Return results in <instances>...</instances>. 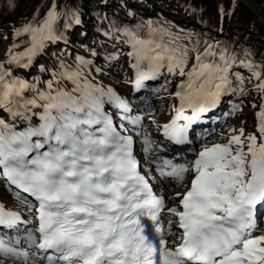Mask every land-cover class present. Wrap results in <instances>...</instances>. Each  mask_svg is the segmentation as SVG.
I'll list each match as a JSON object with an SVG mask.
<instances>
[{
  "label": "snow or ice",
  "instance_id": "1",
  "mask_svg": "<svg viewBox=\"0 0 264 264\" xmlns=\"http://www.w3.org/2000/svg\"><path fill=\"white\" fill-rule=\"evenodd\" d=\"M62 15L53 0L42 19L14 28L27 47L0 63V182L21 205L0 203V264H264V63L248 49L151 23L145 35L105 33L119 32L128 47L133 75L124 82L136 93L165 73L177 81L175 115L163 125L176 146L196 140L195 126L210 122L224 97L254 93L261 101L255 132L234 128L211 146L201 135L190 165L164 161L159 174L178 189L166 198L129 134L142 135L143 116L103 83L92 60H60L50 73L40 65L47 79L13 75L11 66L30 69L50 45L67 44ZM118 59L105 58L110 67ZM142 144L151 151L150 139Z\"/></svg>",
  "mask_w": 264,
  "mask_h": 264
},
{
  "label": "trees",
  "instance_id": "2",
  "mask_svg": "<svg viewBox=\"0 0 264 264\" xmlns=\"http://www.w3.org/2000/svg\"><path fill=\"white\" fill-rule=\"evenodd\" d=\"M252 1L264 9V0ZM234 2L237 6L232 11ZM52 3L53 0H0V40L27 47L24 43L27 37L13 39V29L33 20L34 16L37 21L42 19ZM55 3L57 11L63 14L58 31L68 41L67 44H58L68 64L73 63L79 55L92 60L103 73L125 70L128 72L127 78L132 76L126 55L129 49L121 42L119 32L113 31L111 37L105 33L111 29L131 28L145 35L149 23L157 28L163 26L184 37L191 35L193 40L199 38L202 42H218L237 52L248 49L257 62L264 63V25L253 11L238 0H55ZM220 8H223V14ZM74 14L79 17V24L75 23ZM66 24L68 27H65ZM93 50L97 53L95 57L91 55ZM112 52H116L119 59L114 61L115 65L111 61L110 67L104 58L111 56ZM241 71L248 75L243 69ZM169 80L172 82L168 83ZM175 82L165 73L160 81L152 85V89L160 93L171 92ZM231 102H237L242 108L261 103L254 93L229 96L226 113L231 112L235 116L239 111L233 110Z\"/></svg>",
  "mask_w": 264,
  "mask_h": 264
},
{
  "label": "rangeland",
  "instance_id": "3",
  "mask_svg": "<svg viewBox=\"0 0 264 264\" xmlns=\"http://www.w3.org/2000/svg\"><path fill=\"white\" fill-rule=\"evenodd\" d=\"M256 6L258 5L256 4ZM245 7L250 10L247 6ZM258 7L261 8L262 11H264L262 7ZM250 11L252 12V10ZM256 18L258 19L257 16ZM258 21L264 25L263 22H261L260 20ZM13 46L14 45L11 41H5L3 39L0 40V63H4L7 60V54L10 49L17 52H22L24 48H26L20 47L14 49ZM113 55H116V52H112L111 56ZM60 60H64V58L63 53L61 52L60 45L57 43L54 45H50L45 49L43 54L37 56L33 62L32 67L30 69H26L25 73H23L24 68H17L15 66H11V68L14 76L29 80L37 76L43 79H47L49 78L48 74L41 73L39 71V66L44 65L50 73L53 70H57ZM112 64L115 65L114 61H112ZM5 67H9V65H5ZM96 74L97 73H95L94 76L97 80H100L101 76L99 74ZM127 76L128 72L125 70L119 72L115 71L112 74L104 73L103 83L105 85L114 87L122 97L130 101L133 107V115L143 116L144 123L142 135H136L135 132H131L129 134L133 135L136 142L138 159L141 160L145 169L152 170L151 175L155 176V179L153 180L154 185L156 187L158 186L157 188H160L158 190L166 198H168L174 195L175 191L178 190L176 187L177 182L175 180H166L165 178L161 177L158 168L163 166L165 160H170L173 164L177 165H190L194 156L192 149L200 147V141H196L194 145H190L185 149H182L178 146H173L168 141L167 145L164 144V141L166 139L162 137L161 129L163 128V125L170 121L171 118L175 115L173 111V105L177 102L171 98V93L175 91L177 81L175 82V86L171 92L160 93L150 88V86L148 85L146 90H142V92H140L139 94H134L131 84H126L124 82ZM113 81H115V83H113ZM158 81H160V78L158 79ZM149 82L151 83V81ZM153 82L154 81H152V83ZM231 105L233 110L237 106H239L237 102H232ZM225 111L226 107L224 103L223 108L220 109L218 113L211 119L212 123L217 120L218 126L209 128L208 130H205L203 132V136L206 138L209 146H211L212 143L226 142L229 131L234 128H243L245 130V134L253 133L256 131V113L259 111V105L255 108H253L252 105L246 108H242V110L238 112V116L231 114V112L226 113ZM144 137H147L152 141V148L148 153H144L143 151L142 140ZM160 149H164V151H160ZM13 195V193L6 191L5 187L2 185V182H0V202L4 203L8 208H11L13 210H20L21 205L13 198ZM167 202L169 205L171 204L170 200H167Z\"/></svg>",
  "mask_w": 264,
  "mask_h": 264
},
{
  "label": "bare ground",
  "instance_id": "4",
  "mask_svg": "<svg viewBox=\"0 0 264 264\" xmlns=\"http://www.w3.org/2000/svg\"><path fill=\"white\" fill-rule=\"evenodd\" d=\"M248 1H251V0H242L241 2L255 13V15L258 17V20H260L261 22L264 23V13H263V11L262 10H258L257 6L254 5L255 3L254 4L252 2L249 3ZM164 144L167 145V140L164 141ZM181 148L185 149L183 146ZM160 151H164V149H162V150L160 149ZM158 189H160V188H158ZM0 203H2V202H0Z\"/></svg>",
  "mask_w": 264,
  "mask_h": 264
},
{
  "label": "water",
  "instance_id": "5",
  "mask_svg": "<svg viewBox=\"0 0 264 264\" xmlns=\"http://www.w3.org/2000/svg\"><path fill=\"white\" fill-rule=\"evenodd\" d=\"M238 1H242V0H238ZM248 2L250 3V2H252V1H248ZM252 3H253V2H252ZM253 4H254V3H253ZM254 5H256V4H254ZM257 9H258V10H262V9L259 8L258 6H257Z\"/></svg>",
  "mask_w": 264,
  "mask_h": 264
}]
</instances>
